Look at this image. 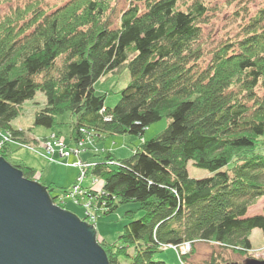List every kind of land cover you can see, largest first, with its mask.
<instances>
[{
	"label": "trees",
	"instance_id": "trees-1",
	"mask_svg": "<svg viewBox=\"0 0 264 264\" xmlns=\"http://www.w3.org/2000/svg\"><path fill=\"white\" fill-rule=\"evenodd\" d=\"M112 1L69 0L50 12L30 1L0 17V132L14 142L0 156L8 161L12 145L28 141L12 121L38 91L46 102L35 125L61 126L58 116L71 112L77 142L86 132L143 136L167 117L168 127L129 158L107 152L92 167L104 180L107 213L127 202L145 211L118 242H99L109 264H168L154 259L160 244L187 241L247 253L252 231L264 232V214L247 215L264 196V10L205 64L201 0H131L116 20ZM124 66L130 81L108 107L96 83ZM190 162L212 175L191 177ZM14 165L35 176L33 167ZM51 197L56 204L60 196Z\"/></svg>",
	"mask_w": 264,
	"mask_h": 264
},
{
	"label": "rangeland",
	"instance_id": "rangeland-1",
	"mask_svg": "<svg viewBox=\"0 0 264 264\" xmlns=\"http://www.w3.org/2000/svg\"><path fill=\"white\" fill-rule=\"evenodd\" d=\"M30 1L39 2L47 12L56 9L69 0H0V17L4 16L9 10L16 5H25ZM131 0H113L111 5L114 7L112 18L118 19L121 11L126 9ZM208 8L203 23V49L206 54L205 64L212 57L213 52L224 43L228 44L241 37L242 30L249 21L257 16L260 11L264 10V0H201ZM190 4L192 0H186ZM185 8V5H182ZM130 81V72L126 66L118 72H110L104 78L96 83V92L105 95V103L108 107H114L120 99L121 90L125 88ZM262 92V90H261ZM46 97L38 91L34 98L25 101L22 105L20 115L12 121L13 126L23 129L27 138V146L12 145V153L8 156V162L12 165L20 164L27 167H33L36 172L33 181L42 185L51 186L52 196L58 197L56 205L60 204L64 209L74 213L83 221L93 224L90 220L89 213L93 212L101 218L96 220L97 241L114 243L118 242L123 228L129 222L142 218L145 211L141 209L138 202L120 203L113 212H108L111 207L104 210L99 205L89 204V199H82L78 203L70 196L61 197V194L69 190L82 174V168L74 164L83 162V164H93L103 162L107 152H111L117 159L129 158L137 147L146 140H151L161 134L169 125L170 120L167 117L152 123L145 131L143 136L137 135H106L98 136L93 132H86L85 142L80 144L71 138V124L73 117L71 112H66L58 116V122L61 126L52 129L44 126L35 125V113L45 106ZM60 132V140L64 142L70 150V157L65 158L61 155L60 148H55V154H49L46 150L47 139L52 135ZM54 140V139H51ZM24 143V142H23ZM79 150L78 154L76 151ZM259 152L264 154V142L259 146ZM54 160V163H51ZM15 166V165H14ZM190 176L196 179L204 178L211 175L209 170L199 168L188 164ZM31 180V179H30ZM104 180L93 173V168L87 170L83 186L88 188H99L96 194H101ZM86 188V189H88ZM90 192L92 190H89ZM93 192V191H92ZM63 196V195H62ZM98 207L101 210H98ZM264 213V196L259 198L248 209V216ZM90 220V221H89ZM252 248L245 254L234 251L231 248L221 246L216 242L197 241L191 242V252L184 247L185 243L180 244L182 255L178 257L177 253L170 250H159L154 254L155 260L166 261L168 264H182L180 258L187 256L184 264H209L212 256H218L215 264L238 263L244 264L250 258L259 260L264 259V232L260 228H255L251 233ZM193 243V244H192ZM100 244V243H99ZM167 247L173 244H166ZM185 245V246H184ZM175 246V245H173ZM176 247V246H175ZM104 249V248H103ZM179 251V250H178ZM188 252V253H186ZM186 254V255H184ZM182 256V257H181ZM123 264H128L123 261Z\"/></svg>",
	"mask_w": 264,
	"mask_h": 264
},
{
	"label": "water",
	"instance_id": "water-1",
	"mask_svg": "<svg viewBox=\"0 0 264 264\" xmlns=\"http://www.w3.org/2000/svg\"><path fill=\"white\" fill-rule=\"evenodd\" d=\"M0 264L109 261L93 225L56 205L46 187L0 156ZM244 264H264V259Z\"/></svg>",
	"mask_w": 264,
	"mask_h": 264
},
{
	"label": "built area",
	"instance_id": "built-area-1",
	"mask_svg": "<svg viewBox=\"0 0 264 264\" xmlns=\"http://www.w3.org/2000/svg\"><path fill=\"white\" fill-rule=\"evenodd\" d=\"M0 134L2 136L5 135L6 140L9 139V140L13 141L12 140V136L9 133L2 134L0 132ZM51 139H54V140H51ZM83 139L85 140V138H83ZM83 139L79 142L80 144H82V142L84 141ZM6 140L0 141V147H2V145L6 142ZM47 141L48 142H47V144L45 146H46V150H47V152L49 154L52 153L54 155L55 152H56L55 148H60L61 155L63 157L68 158V157H70V155H72L70 153V150L68 149V147H66V144L64 142H62L60 140V138H58L57 136L53 135L50 138H48ZM22 145L23 146H27L28 148H32L31 146H29L27 144L26 145L22 144ZM76 152L78 154L80 153L79 150H77ZM52 162H54V160H51V163ZM74 165L76 167L82 168L85 171H83L82 174H80L78 180L76 181V183L72 186V188L68 192V196H70L72 199H74L77 202H79L80 200L82 201V199H89V204L92 205V207H93V204H95V205H99V207L101 209H103L102 206H104V210H106L107 207L105 206V203L101 199V194H96V193H94L92 191L90 192L89 189L84 188L83 185H82L83 180H84V176H85L87 170L89 168H91L93 165L92 164H87V163L83 164V162L75 163ZM95 195H96V197H95ZM99 207H98V210H101ZM89 215H90V218H91V215H93L95 218L97 216L94 212H93V214L89 213ZM185 245H184L185 246L184 248L186 250H189L187 247H190V244L187 243ZM166 247H167V245H166ZM169 248H175L177 250V247H175L173 245H169Z\"/></svg>",
	"mask_w": 264,
	"mask_h": 264
},
{
	"label": "bare ground",
	"instance_id": "bare-ground-1",
	"mask_svg": "<svg viewBox=\"0 0 264 264\" xmlns=\"http://www.w3.org/2000/svg\"><path fill=\"white\" fill-rule=\"evenodd\" d=\"M2 137V139L3 140H6V137H5V135H3V136H1ZM6 142H8V143H13L14 144V142H12L11 140H9V139H7L6 140ZM25 144H27V142H24ZM30 143V142H29ZM27 145H29L30 146V144H27ZM66 147H68L67 145H66ZM2 147H0V149H1ZM52 163H54V162H52ZM211 175H212V173H211ZM210 175V176H211ZM207 177H209V176H207ZM205 178V177H204ZM200 179V178H199ZM41 184V183H40ZM44 187H46V189H47V191H48V193L50 194V192H49V190H48V186H46V185H43ZM91 190H93V191H98L99 190V188L97 187V189L96 188H90ZM50 197H51V195H50ZM95 197H96V195H95ZM52 198V197H51ZM53 200V199H52ZM77 202V201H76ZM78 203V202H77ZM95 206V204H93V207ZM262 214H264V213H262ZM257 215H260V214H257ZM101 216V214H99L98 216H96V218L93 216V215H91V218H90V220L92 221V223L93 224H90V223H88V221H87V223L89 224V225H93L94 227H95V229H96V232H97V227H96V220H98L97 219V217L98 218H101L100 217ZM89 220V221H90ZM86 222V221H85ZM192 241H187V242H184L185 244H187V243H191ZM99 243V242H98ZM193 244V243H192ZM175 246L177 247V250H179V251H177L175 248H172L176 253H177V255H178V257H180V255H182V250H181V248L182 247H180V244H175ZM191 246V245H190ZM161 250H170V248L169 247H166V245H164V244H160V247H159ZM188 249H189V251L188 252H191L192 251V248L193 247H187ZM251 250H253V248L251 249ZM251 250H249L248 252H250ZM188 252H186V253H188ZM184 255H186V254H184ZM186 257V256H185ZM253 258V257H252ZM180 261H181V263L182 264H184V262L183 261H185V258L183 257L182 259L180 258ZM238 264V263H237Z\"/></svg>",
	"mask_w": 264,
	"mask_h": 264
}]
</instances>
